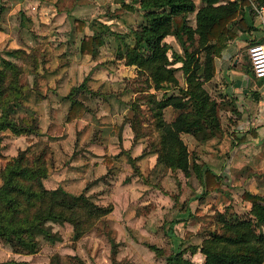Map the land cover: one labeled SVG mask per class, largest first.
<instances>
[{
    "label": "rangeland",
    "instance_id": "obj_1",
    "mask_svg": "<svg viewBox=\"0 0 264 264\" xmlns=\"http://www.w3.org/2000/svg\"><path fill=\"white\" fill-rule=\"evenodd\" d=\"M6 1H0V23L17 40L0 42V67L2 59L15 63L19 72L9 69L7 79L15 76L21 85L11 114L26 117L37 129L22 134L0 131V172L18 154L30 164L40 155L46 169L44 187L82 192L97 204H111L112 209L91 220L76 207L72 215L85 227L77 238L69 222L47 221L60 240L49 242L37 235L33 252L18 251L0 239V264H166L165 256L177 246L184 249V257L202 262L200 245L210 231L220 229L217 213L249 216L250 202L241 197L243 191L264 198V126L260 128L264 125V82L252 74L247 53L251 40L264 38L258 28L260 18L251 6L263 0H248L241 7L230 23L237 37L227 40L223 48L232 52L224 62L214 58V73L203 83L216 101L221 133L204 140L180 133L197 164L220 172L218 184L208 189L194 171L183 175L156 161L151 99L160 101L177 93L185 82L178 61L172 64L177 84L154 88L146 71L119 57L124 44H133L134 30L142 21L138 2L124 0L135 6L127 9L120 0H55L54 11L47 4L42 12L38 5L21 9L22 4L17 8L12 3L7 8L1 4ZM193 1L195 7L202 3ZM241 14L253 26L249 32L237 19ZM187 22L194 24V11L187 13ZM91 34L99 43L94 44L93 53H81V37ZM163 41L169 59L172 51L181 53L173 35L167 34ZM14 48L17 51H10ZM223 67L231 70L233 78L223 75ZM71 88V96L84 104L85 111L67 121ZM175 113L169 105L162 108L165 121ZM251 118H255L253 123ZM229 130L241 137L232 149ZM34 211L35 206L28 207L29 213ZM171 220L176 221L167 230ZM260 229L264 232V224L257 226Z\"/></svg>",
    "mask_w": 264,
    "mask_h": 264
},
{
    "label": "trees",
    "instance_id": "obj_2",
    "mask_svg": "<svg viewBox=\"0 0 264 264\" xmlns=\"http://www.w3.org/2000/svg\"><path fill=\"white\" fill-rule=\"evenodd\" d=\"M195 7L193 0H131L138 2L142 21L134 30L133 44H124V52L119 57L126 64H134L140 71H146L154 88L163 83L177 84L174 75V62L184 76L185 86L177 87V93L169 94L160 101L153 102L154 126L157 139L153 146L156 161H160L170 169H178L183 175L194 171L203 186L208 189L217 185L220 172H215L205 163L197 164L190 157L186 144L180 137L181 132L192 135L197 140H204L221 133L217 115L216 101L211 98L203 87L215 70L214 58L221 55L226 41L237 37L230 23L240 13L241 7L248 0H201ZM120 5L127 9H135L130 2L120 0ZM194 11V24L187 22V13ZM243 30L253 29L247 24L241 14L238 18ZM167 34L173 35L181 45V53H174L168 58V45L163 41ZM262 37L249 42L261 41ZM99 43L96 35H84L79 42L81 53H93L94 44ZM10 51H17L16 48ZM251 66V65H250ZM19 69L15 63L2 59L0 67V131L9 130L13 134L31 133L37 126L26 117H13L12 105L18 104L21 85L15 76L9 81L8 71ZM252 70V69H251ZM253 74V72H252ZM9 81V84L7 85ZM82 85V84H80ZM72 90L67 93L70 98L65 119L80 117L85 111L84 104L72 97ZM171 106L176 110L170 121L162 117V108ZM130 127L136 136V130ZM254 133V130H251ZM231 148L239 140L235 130H229ZM190 157V159H189ZM33 163L23 154H18L8 160L0 172V239L12 248L21 252H33L37 249V235L49 242L60 240L47 221L70 223L73 238H77L85 227L78 225L72 215L76 207L83 209L91 220L108 213L111 204L105 206L91 201L82 192L73 194L61 186L48 189L43 186L42 178L46 169L40 155ZM135 169L133 158L127 157ZM198 196V195H196ZM241 197L250 202L249 216L235 213L218 212L219 231H210L204 238L199 250L203 254L200 263L184 257V249L177 246L165 256L166 264H263L264 263V232L257 226L264 224V198L250 191H243ZM35 206L37 211L28 212V207ZM176 220H171L170 229ZM169 235H173L169 230ZM114 245V244H113ZM148 248L156 251L158 247L147 244ZM18 247V248H17ZM194 252V248L191 249ZM111 253L115 250L112 248Z\"/></svg>",
    "mask_w": 264,
    "mask_h": 264
},
{
    "label": "crops",
    "instance_id": "obj_3",
    "mask_svg": "<svg viewBox=\"0 0 264 264\" xmlns=\"http://www.w3.org/2000/svg\"><path fill=\"white\" fill-rule=\"evenodd\" d=\"M0 1H3V0H0ZM55 2V0H7L6 2H2L1 4L3 5H5V7H7L8 8V6L7 5H11L12 3H13V5H15L17 8H19V6H21V4H22V8L21 9H23V8H27L28 7V5H34V6H36V5H38V8H39V10H41L42 12H43V10H42V7L44 6V7H47V4L49 5V6H51L52 7V9H53V11H54V6H53V3ZM28 11H29V9H27V10H25V13H28ZM1 19V18H0ZM1 22V21H0ZM5 26L6 25H4V24H2V23H0V42H3V43H11V42H15V40H17L16 39V35H15V33H13V32H11L9 29H8V27H6L5 28ZM261 25H259L258 24V28L260 27ZM4 28V29H3ZM259 30L261 31V33H263L262 32V30H261V28H259ZM259 31V32H260ZM264 35V34H263ZM17 36H18V33H17ZM18 39H19V37H18ZM17 42H19V41H17ZM232 52V50H230V49H228V48H226V49H223V51H221V55L219 56V57H221V60H223V62H224V59H225V57L227 56V55H229V53H231ZM219 57H216V59H219ZM223 64V63H222ZM222 73H223V75H230V77L231 78H233L231 75V70L229 69H227L226 70V68H222ZM255 77V76H254ZM256 79H258V80H260V79H262L263 80V82H264V78L263 77H255ZM247 107H251L250 105H248ZM249 111H251V109H249ZM255 120V118H251L250 119V123H253V121ZM264 122V121H263ZM264 125H262V126H260V128H262ZM258 130V129H257ZM259 131V130H258Z\"/></svg>",
    "mask_w": 264,
    "mask_h": 264
},
{
    "label": "built area",
    "instance_id": "obj_4",
    "mask_svg": "<svg viewBox=\"0 0 264 264\" xmlns=\"http://www.w3.org/2000/svg\"><path fill=\"white\" fill-rule=\"evenodd\" d=\"M237 3L239 0H235ZM251 6L260 18L261 30L264 34V0L257 6V2H251ZM247 53L253 75L264 77V38L261 41L250 43Z\"/></svg>",
    "mask_w": 264,
    "mask_h": 264
}]
</instances>
